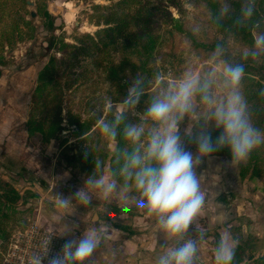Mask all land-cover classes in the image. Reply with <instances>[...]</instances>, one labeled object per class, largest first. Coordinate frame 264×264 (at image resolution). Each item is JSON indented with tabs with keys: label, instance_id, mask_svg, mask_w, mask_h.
I'll use <instances>...</instances> for the list:
<instances>
[{
	"label": "rangeland",
	"instance_id": "1",
	"mask_svg": "<svg viewBox=\"0 0 264 264\" xmlns=\"http://www.w3.org/2000/svg\"><path fill=\"white\" fill-rule=\"evenodd\" d=\"M23 1L0 0V54L2 55L0 62V177L8 176V180L21 193L22 197L16 205L14 216L20 214L18 211L28 208L30 213L28 221L38 218L44 225L55 227L60 231L62 227L55 224L56 216L61 214V210L57 207V200L59 197L72 196L87 177L86 170L78 165V161L74 160L75 164L72 165L68 158L76 150L83 153L94 148L96 155L98 154L96 152H99L106 143L110 149L108 152H111L114 147L113 141L103 137L100 131L96 135L92 134L90 138L78 136L75 132V124L69 123L68 120L70 118L75 120L78 116L81 119L88 115L92 116V113L97 110L100 117L98 122H100L104 114L109 112L110 107L113 113L124 111L135 116L131 123H140L146 119L145 113L150 101L146 98L144 101L139 100L141 104L134 105L128 110H125V105L128 104L126 100L112 105L107 98V89H116V84L114 86L112 82L104 78L106 73L102 70L103 66L97 67L96 64L102 60L104 63L106 61L104 58H107L110 53L114 60H119L121 52L117 51V48L120 47L121 41L115 42L116 46L104 47L101 41L99 44H94L84 36L86 33L94 34L98 27L106 24L104 19L97 21V14L101 10L107 12L110 8L112 9L110 5H114L113 3L117 0H62L59 3L57 0H30L32 3ZM40 2H45L52 23L42 22L39 16L31 18L30 12L32 10L35 12L36 5ZM97 3L109 7L96 9L93 5ZM161 7L168 8L172 15L180 20L182 26L192 30L196 36L204 33L208 37L214 35L213 29L207 27V16L203 5L193 0L132 2L129 6L131 14L138 16V13L151 10L155 18L152 26L164 33L162 43L155 52L154 65L160 70L151 88V98L165 89L172 88L188 75L192 77L205 75L213 81V95L221 97L223 95L221 78L226 65L225 61L218 53L194 46L182 31L177 29L171 32L164 31L165 28L170 27V24H167L169 20L165 15H160ZM114 8L119 10L118 6ZM24 20L33 21L37 26L30 28ZM139 25L140 23H137L138 27ZM56 38L76 45L87 44L91 55L84 56L73 47L65 48L71 54H74L76 50L77 54L73 55L72 59H64L60 64L62 69L58 71V76L62 85V94H60L59 102L51 98L41 109L35 111L37 117L46 115L51 120L59 114L61 118V126L55 131L53 137L43 141L40 133L28 131L27 123L37 72L48 61L50 55L60 56V43ZM120 40H123V37ZM227 41L230 48L245 50L242 45L231 39ZM92 51H94L93 54ZM85 62L87 64L83 66ZM64 67L67 68L66 71H63ZM82 69L87 71L84 70L88 78L85 84L79 85ZM68 83L71 85L68 86ZM203 110L201 106L196 115L187 117L179 126L185 149L193 153L196 151V146L192 141L186 143L184 134L189 128H192V131L195 128V134L199 131L198 124L203 121L197 119ZM260 150V171L253 177L249 173L241 177L239 173L241 165L233 168L229 164L231 159L223 155H212V158L217 160H211L210 164L217 166L214 170L217 175L209 174L207 178L213 188L217 185V189L213 191L215 202H211L210 212L218 216H233L226 217L218 226L225 225L228 228L230 224H238V216L250 217L253 214L264 216V146H261ZM108 157L103 160L105 174L109 172ZM205 160L196 169L198 175ZM10 171H16V174ZM202 182L204 180L201 184ZM30 192H33V195ZM134 197L135 194L129 192L126 203L129 209L142 214L144 211L134 206ZM120 204L119 199L105 201L94 195L90 205L85 207L77 205L71 215L65 218L66 223L79 224L82 231L90 228L100 229L102 224L110 225L93 255L92 264H122V260L128 255L125 241L127 235L132 237L134 232L126 230L125 234L121 228L115 226V223L129 224L122 216L132 218L135 214H121ZM1 212L0 205V214ZM240 221L242 235L244 237L248 234L252 235L249 251L258 254L257 258L264 260V234H258L259 232L256 233L249 227L253 219L249 223L246 219ZM112 228L117 231H113ZM212 234L214 236L212 241L216 246L220 235L216 230ZM76 235H80V232ZM137 253L141 255L139 250L134 256Z\"/></svg>",
	"mask_w": 264,
	"mask_h": 264
},
{
	"label": "clouds",
	"instance_id": "2",
	"mask_svg": "<svg viewBox=\"0 0 264 264\" xmlns=\"http://www.w3.org/2000/svg\"><path fill=\"white\" fill-rule=\"evenodd\" d=\"M252 13L250 6L242 9L244 16L251 17ZM258 38L259 48L254 45L246 51L245 59L264 54L260 51L264 49V34ZM243 76L242 65H225L221 78L223 95L216 97L212 80L188 75L152 98L142 122L126 123L121 129L124 112L112 120L104 119L99 127L101 135L110 141L122 135L129 147L114 153L117 170L110 168L105 174L103 161L97 158L83 185L72 196L58 198L61 214L56 216L55 224L62 230L57 232L53 227L51 231L55 236L71 238L54 255L48 254L46 245L43 252L33 255L32 264H92L110 225L82 231L79 224L66 223L65 218L77 205H90L94 195L105 201L119 199L120 212L125 214L129 211V192L135 193L134 206L158 226L156 243L162 251L156 264H197L201 242L206 238L199 219L207 194L196 169L225 148L231 156L230 166L236 168L246 163L255 149L264 146V131L255 125L241 89ZM141 92L139 85L129 88L125 110L140 103ZM201 106L203 123L198 124L199 131L192 135V128L186 130L196 146L193 153L185 149L179 126L187 117L196 115ZM108 111L111 113L112 109L109 107ZM92 116L98 119L99 112L95 110ZM212 130H220L215 139ZM193 227L196 237L190 232ZM237 246L238 241L225 230L214 248V264H233Z\"/></svg>",
	"mask_w": 264,
	"mask_h": 264
},
{
	"label": "trees",
	"instance_id": "3",
	"mask_svg": "<svg viewBox=\"0 0 264 264\" xmlns=\"http://www.w3.org/2000/svg\"><path fill=\"white\" fill-rule=\"evenodd\" d=\"M134 1L140 2L141 0H117L113 3L114 5H110L112 9L110 8L107 12L103 10L99 11L97 21L104 19L106 24L98 27L94 34H84L94 44H99L101 41V45L104 47L108 45L116 46L114 43L121 41L120 47L117 48V51L120 50L121 52L119 60H114L110 53L107 58H104L106 60L105 64L103 63L104 60L96 64L97 67L103 66L102 70L106 73L104 78H107L114 86L116 84V89H107V98L112 105L119 101L126 100L127 102L126 96L132 85H139L142 90L139 100L144 101L146 98L151 102V88L156 82L155 80L158 78L160 70L159 67L154 65V57L156 50L162 43L164 33L152 26L155 18H153L151 10H146L145 13H138V16L131 14L129 6ZM193 2L203 5L207 16V27L213 29L214 35L208 37L204 33L196 36L192 30L184 28L180 20L173 16L168 8L161 7L160 15H165L169 20L167 24H170V27L165 28L164 31L171 32L173 29L182 31L189 37L194 46L218 53L226 65H242L244 67V76L241 81V89L247 100L248 108L255 125L264 131V54L258 57H249L248 59H245L243 55L254 45L256 48H259L260 41L258 37L264 34V0H193ZM115 6H118L119 10L115 9ZM248 6L253 8L251 17L242 14V9ZM93 7L103 9L109 6L97 3ZM35 16L41 17L44 23H52L50 12L45 2H40L36 5L35 15H31V18L33 19ZM24 22L30 28L37 26V24L30 20H24ZM137 23H140L139 27ZM122 37L123 40H120ZM228 39L242 45L245 50L230 48L227 43ZM56 40L60 43V50L58 49L60 56L50 55L48 61L37 72L36 83L31 93L32 105L27 123L28 131L30 133H40L43 141H48L53 137L55 131L61 126V118L59 114L51 120L46 115L37 117L35 111L41 109L51 98L59 102L60 94H62V85L59 82L58 76V71L62 69V66H60L61 62L67 58L72 59L73 55L77 54V51L81 52L84 56L91 55V50L87 44L81 43L80 45H76L59 38H56ZM66 47H73L77 51L75 50V53L71 54L65 50ZM260 51L264 53V49ZM93 53L94 51H92ZM1 59L2 55L0 54V62L2 61ZM86 64L85 62L83 66H86ZM66 69L64 67L63 71H66ZM85 69H82L80 72L81 79L78 82L79 85H83L87 81L88 76L87 73L85 74ZM199 77L207 78L205 75ZM70 85L68 83V86ZM119 113H113V111L111 113L106 112L100 122H98L100 117L97 119L91 115L85 116L82 119L80 116L75 120L70 118L68 122L75 124V132L78 136L90 138L92 134L96 135L99 132L100 124L104 119L112 120ZM124 113L125 120L121 124V129L123 128V124L131 123L135 118L130 113ZM200 119L201 116L197 120L199 121ZM195 132L194 128L192 135H195ZM219 134L220 130H212L213 139ZM96 140H98V137H96ZM184 141L186 143L192 141V136L188 133L184 134ZM113 145V150L108 152L110 149L106 143L100 148L99 152H96L98 153L96 155L94 148L86 150L83 153L76 150L68 160L72 165L75 164L74 160H77L78 165L86 170V175L88 176L93 170L95 159L99 158L103 161L109 156V169L117 170L118 165L114 162V153L118 149L128 148L129 145L122 135H118L117 140L113 141ZM260 153L259 147L251 153L247 162L240 166L239 173L241 177H245L246 173H249L251 177L259 174ZM214 154L223 155L231 159L230 153L226 148ZM249 169H251L250 172ZM30 193L33 195V192ZM21 197L20 191L13 183L4 177H0V205L2 207L0 214V241L6 238L12 228L23 226L29 220L30 213L28 208L24 209V211H18L20 214L17 216L13 215L16 212V205ZM129 211L139 213L131 209ZM243 219H246L248 223L251 222L249 216H238L239 223L228 226L232 237L238 241L233 264H264V260L257 258L258 256L254 258L252 251H249L252 235L248 234L246 237L242 235V222L240 220ZM115 226L129 232L135 231L129 224L115 223ZM197 264L201 263L197 262Z\"/></svg>",
	"mask_w": 264,
	"mask_h": 264
},
{
	"label": "crops",
	"instance_id": "4",
	"mask_svg": "<svg viewBox=\"0 0 264 264\" xmlns=\"http://www.w3.org/2000/svg\"><path fill=\"white\" fill-rule=\"evenodd\" d=\"M214 159L217 160L216 158H212V157L207 158L205 160V164L203 165V167H200V172H199V175L202 176L201 181L204 180V182H202L201 184V188L207 194L205 206L203 208V214L199 219V225L201 228H203L206 231V233L208 232L206 238L201 242V246H200V254L197 262L201 264H214L213 253H214L215 245L214 242L212 241L214 237L212 232L216 230L219 232V235L221 236V234L225 230L229 231V229L225 225L218 226V224H220V222H223L226 219V217L228 218L233 217V216H218V214H213V212H210L212 207L210 204L211 202H215L214 200L215 194L213 191L217 189V185L213 188L210 185L212 183L208 181L207 175L214 173L217 175V172L214 171L215 168H217V166H214V164L212 165L210 164L211 160ZM219 167L221 168V165H219ZM11 172H14V174H16V171H10V173ZM4 177L6 179H9L8 176L4 175ZM129 213L135 215L132 218H128L127 216H122V217L126 218L125 221L129 223V225L135 231L132 237H129L127 235L125 246H126V254L128 255L126 256V258L122 260V264H156V257L162 251L156 243L157 236L159 235L157 233L158 226L153 222L151 218H149L146 215L145 212H143L142 214H138L128 211L124 215H129ZM250 218L253 219L252 223L249 225L252 231L256 233L259 232L258 234H264V216H258L257 214H253V216H250ZM103 226L104 224H102V227ZM114 230L116 229L114 228ZM121 231L124 232L125 234L127 232L125 229H121ZM190 232L193 237L197 236V230L195 227L191 228ZM139 250L141 251V255L140 253H137V255L134 256V254ZM145 250L148 251L146 252ZM129 254H131V256H129ZM143 254L146 257L142 256ZM257 255L258 254H254V258L257 257Z\"/></svg>",
	"mask_w": 264,
	"mask_h": 264
},
{
	"label": "built area",
	"instance_id": "5",
	"mask_svg": "<svg viewBox=\"0 0 264 264\" xmlns=\"http://www.w3.org/2000/svg\"><path fill=\"white\" fill-rule=\"evenodd\" d=\"M52 228L44 225L38 218L12 228L6 238L0 241V264H32L33 255L43 252L46 245L48 254L54 255L69 238L55 236ZM52 234L49 241L48 237Z\"/></svg>",
	"mask_w": 264,
	"mask_h": 264
},
{
	"label": "water",
	"instance_id": "6",
	"mask_svg": "<svg viewBox=\"0 0 264 264\" xmlns=\"http://www.w3.org/2000/svg\"><path fill=\"white\" fill-rule=\"evenodd\" d=\"M29 2L32 3L30 0H29ZM31 14H32V15H35L34 10L31 11ZM60 37L63 38V36H60Z\"/></svg>",
	"mask_w": 264,
	"mask_h": 264
},
{
	"label": "flooded vegetation",
	"instance_id": "7",
	"mask_svg": "<svg viewBox=\"0 0 264 264\" xmlns=\"http://www.w3.org/2000/svg\"><path fill=\"white\" fill-rule=\"evenodd\" d=\"M25 2H29L28 0H25ZM30 3V2H29ZM32 15V14H31ZM34 16V15H33Z\"/></svg>",
	"mask_w": 264,
	"mask_h": 264
},
{
	"label": "bare ground",
	"instance_id": "8",
	"mask_svg": "<svg viewBox=\"0 0 264 264\" xmlns=\"http://www.w3.org/2000/svg\"><path fill=\"white\" fill-rule=\"evenodd\" d=\"M57 1H58V3H59V2H61L62 0H57Z\"/></svg>",
	"mask_w": 264,
	"mask_h": 264
}]
</instances>
